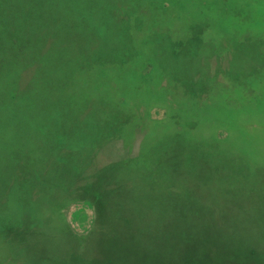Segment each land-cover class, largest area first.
<instances>
[{
  "label": "rangeland",
  "instance_id": "rangeland-1",
  "mask_svg": "<svg viewBox=\"0 0 264 264\" xmlns=\"http://www.w3.org/2000/svg\"><path fill=\"white\" fill-rule=\"evenodd\" d=\"M110 7H114L119 20L126 52L134 56L112 63H100V58L97 65L93 60L116 46L109 44L90 54L97 47L93 42L97 35L91 34V30L84 32L80 23L81 18L93 14L80 17L79 0L46 7L34 2L31 14L24 13L21 7L12 13L15 20H40L36 27L39 47L21 45L19 50L24 53L10 65H4L13 67V75L9 83L0 80V98L9 102L21 89L35 83L42 97L57 94L58 112L54 109L53 115L76 114L75 127L80 116H87L91 124L81 135L79 126L71 133L63 131L58 138L60 147L39 159H10L0 152V198L7 197L11 204L8 208L20 217L21 212L14 205H18L22 190L44 188L47 195H29L40 200L35 204L39 211L35 210L33 217L37 229L42 224L37 238L55 254H78L79 258V252L83 253L84 259L71 260V264H100L93 258L100 253L94 238L104 244L103 228L95 223V202L80 198L78 185L94 180L102 166L130 157L138 162L131 161L132 165L120 169V175L135 187L129 188L124 199L130 221L140 214L155 228L174 223L170 228L173 236L169 241L161 233L155 237L146 235L141 240L132 237V258L112 256L116 259L114 264H250L245 253L228 252L225 245L230 238L241 242L244 223L253 229L259 225L254 218L257 212L250 209L254 199L246 204L240 197L242 191L249 195L254 194L252 189L264 191V185L259 184L264 179V0H116ZM206 23L213 27L207 28ZM152 30L168 35L160 49L168 53L165 62L174 73L161 69L156 46L150 54L151 42L157 39ZM226 35L230 37L229 44L222 45ZM179 36H184L188 44L185 51L182 47L186 43L177 45L179 55H184L177 60L170 40ZM246 37H261L263 42L256 47L244 41ZM193 51L199 55L198 62L190 57ZM80 58L85 61L79 63ZM58 77L62 78L49 85L57 91L46 89L49 80ZM13 87L16 92H12ZM195 90L198 94H194ZM29 93L30 97L36 94ZM100 127L112 135L98 143ZM4 130L11 136L5 126H0V148L8 146L6 143L12 145L13 141L3 138ZM47 131V139L42 138L44 144L50 143L57 132L50 135ZM60 153L72 154L73 159H58ZM232 159L235 168L228 169L227 163ZM55 163L64 166L59 179L67 182L65 186L55 174L60 170ZM69 167L74 171L66 175ZM128 169L134 172L130 176ZM151 169L164 178L167 170L183 171L177 174L180 184L171 186L172 190L151 185V192L146 191V184L137 186L142 172ZM13 175L15 179L27 175L30 181L26 187L23 179L12 182L8 196L5 185ZM53 175L58 180L52 181L49 176ZM151 178L145 176L144 182ZM228 180L233 190H228ZM238 194L241 195L235 197ZM261 209L263 215L264 203ZM229 216L241 219L228 220ZM252 231L264 234L260 227ZM35 237L33 233L26 241ZM165 241L167 244L162 246ZM7 243L0 240V252ZM159 247L164 249L158 251ZM203 247L207 253H200Z\"/></svg>",
  "mask_w": 264,
  "mask_h": 264
},
{
  "label": "trees",
  "instance_id": "trees-1",
  "mask_svg": "<svg viewBox=\"0 0 264 264\" xmlns=\"http://www.w3.org/2000/svg\"><path fill=\"white\" fill-rule=\"evenodd\" d=\"M62 1L65 0H0V80L9 83L13 75V67L8 68V66H5L4 68V65H10L13 60L17 59L21 54L24 53L19 50L21 45L27 46L28 48L35 47V45L39 47V29L36 30V27L39 25L40 20L27 17L22 19L20 18V20H15L12 16V13L16 10L15 8L18 9L19 7H21L22 9H24V13L27 12L31 14L34 2L39 3V5L42 7H46L47 5H52L53 3L56 4V2L57 4L62 3ZM115 2L116 0H79V12L82 14H79L80 17H85L87 14L90 13L93 14L90 17L86 16L83 20L81 18L80 23V28H83L84 30H82L84 32H89L87 30H91V34L97 35L93 37V42L97 45V47L99 46V49H97V47H94V49L90 48V54H94V52H99L100 49H103L104 46L109 44H114V46H116V48L111 49L108 53L104 54L101 57H93L95 58L93 61L96 63V65L98 64V62H100V58H102V61L100 63H112L113 60H119L123 57L125 59H131L134 56V54L130 53L129 55L126 52L128 48L126 41H124L122 35L119 34L121 29L119 20L114 15V7L113 9L110 7L111 3L114 5ZM106 4L108 5L107 8ZM87 17L89 19H86ZM91 22L92 24L90 26L89 23ZM125 23L128 24V22ZM206 26L207 28L213 27V25H211L210 23H206ZM262 31H264V26L262 27ZM262 31L258 32L260 33ZM151 32L154 34V39L155 37H157V39L151 42V47L149 48L150 54L151 49L156 46V49H158L157 54H159L160 56L158 63L161 66V69L163 71L171 70V65H168V63L165 62L166 58H168V53L160 49L161 47L164 48L162 44H164V38H167L168 35H166L165 33L157 32L156 30H152ZM179 37L181 38L170 40V43L174 46L173 56L177 60H179V56H184L179 55V49L177 48V45L181 43H186V45L182 47L183 51H185L184 48L187 47L188 44V40L184 36ZM229 38L230 37L228 35H226L225 40L224 38H222V41H224L222 45L229 44ZM262 40L263 39L261 37H246L244 41H250L249 44H253L256 47H259V45L263 42ZM235 46L237 47L236 50H238V45ZM248 50H251V48H248ZM159 51L163 54L160 55ZM190 54V57H194V59H196V61L198 62L197 57L199 58V55H196L197 53L195 54V52ZM79 60V63H81V61H85V58H80ZM149 60L150 59L148 58V62H150ZM171 72L174 73V69L171 70ZM181 72L182 70H179V73ZM8 74H11V76L9 77ZM193 76L194 75L192 74L191 78H193ZM61 78L62 77H58L57 80H53V78L50 79L49 83L46 85V89H48L49 91H57L58 88H53L49 85H53V82H58ZM15 90H17V88L15 89V87H13L12 92ZM32 91H35L36 94L30 97L29 92ZM187 91L188 94L191 93V91L189 92V89ZM39 93L41 94V96L39 95ZM49 94L46 98L42 97L40 89L35 85V83H33L28 88L21 89L19 95L17 97L12 98L9 102H6L4 101V99L0 98V126H5L6 132L11 133V136H9L5 133L4 130L2 132V135L3 138L5 137V139H13L12 145L6 143V145L8 146H2L0 148V152L4 153L6 156L9 155L10 159H39L44 153H47L49 151L54 152L57 148L60 147L61 143L58 141V138L63 136L61 135V133L66 129L71 133L74 132L75 128L79 126V130L81 129L79 135H81L85 131V128L87 126H90V119L87 116H80L77 127H75V123L77 122L75 119L77 116L76 114H73L71 117H68L65 114L53 115L52 111L59 104V102L56 97V93ZM194 94H198V92L195 90ZM54 111L58 112L57 109H55ZM11 123L12 127L10 126ZM97 127H99V125H97ZM101 127L97 128V131L99 132V136L97 137L99 138L98 143L101 140H104L106 136L112 135V133H105L103 130H101ZM47 130L49 131L50 135L51 132L54 130L57 132L55 138L50 143L44 144L43 139H45L47 136H45L44 131ZM92 131L93 130H91V132ZM38 132H40L41 134H39ZM80 137H83V135ZM37 138H43L42 142L41 139ZM34 144L36 145V147H33ZM71 150H74V148H71ZM69 151H67L66 154ZM66 154L64 155L60 153L61 158L58 159H73L72 154L70 156H66ZM213 156L214 158H216L217 154H214ZM82 157H80V159H83ZM75 159L79 160L76 157ZM131 161L138 162V160H133L130 157L110 162L102 166L97 171V173H95L96 178L94 180H89L85 183H80L78 185L81 196L80 198L90 202H95V210L97 212L95 223L96 225H100L101 229L103 228L101 232L104 244H100L99 240H96V238H94V243L97 242L99 244L97 245L96 251L100 253L99 255H95L93 258L97 260L100 264H114L116 260L115 257H117V259L121 257L132 258V250L130 244V239L132 237L141 240L142 238H145L146 235L155 237L156 234L159 235L161 233L163 237L168 236L165 239H168L169 241L173 236V232H171L172 230L170 228L173 227L174 223H165L163 229L155 228V226L153 227L147 221H145V219L142 218L140 214L139 216H133L132 221H130L131 215L128 213V209L125 205L124 199L127 198L129 188L135 187H133L131 184L129 185V183H127L126 181L127 179H124L121 176L123 174H121L120 169H126V167L132 165ZM141 162L142 160H139V165L141 164ZM234 163L235 162H233V159L232 161H228V169L235 168ZM55 164L60 166L58 163ZM63 167L64 166H60L58 168L60 170L55 172L58 179L60 178V172H63V170H61L63 169ZM52 169H54L53 166ZM73 171L74 170L71 169V167L67 168L66 175H70ZM179 171L180 174H182L183 171L178 169L165 171L167 175L165 176L166 178H164V176L160 175L159 173L154 172L153 169L149 171H143V178L140 179L139 185H136L145 186L146 184V189H148V187H150L151 185L157 184L162 189L164 186L165 190H172L171 186H174V184H180V180L177 179V174ZM128 172L129 176L134 173L130 169H128ZM145 176H147V178L151 176L153 177L151 179L154 180L152 181L150 179L151 181L148 180L144 182ZM49 177L52 181L58 180L54 175ZM22 179L25 181L24 186L26 187V184L28 183V181H30V178L27 175H23L22 178L18 177L17 179H15L13 175L12 179H8V181L6 182L5 192L7 193L9 185L12 186V182H14L15 180L21 181ZM69 179L70 178H68V180ZM261 180L262 182H260L259 184L262 186L264 185V179ZM60 182L63 186L67 184L66 181L62 183V181L60 180ZM227 184L228 190H233L230 180H228ZM150 188L154 189L152 187ZM9 190H11L10 187ZM22 191L23 195L20 198L19 202H17L18 205H14V207L21 212L20 217H16V214L8 208V206H11V204H8L9 199L7 197L4 199L3 197L0 198V240L8 242L6 246L2 247L0 252L1 264H3V262H6V264H35V261L43 264H71V260L84 259L83 253L80 252L79 258L78 254H72V256H68L67 254H58L57 252L55 254V252L48 249L46 243L43 240L40 241V239L37 238V233H40L42 224H39L41 227L39 226L40 229H37L38 226H36L37 224L33 223V217L36 216L34 215V211L36 210L35 204H39L40 200L35 201V199L29 197V195L32 196V194H35L34 192H36V194H39L38 196H40L41 193L44 196L47 195L46 193L48 192L44 190V188H42L41 190L37 189L33 191V189H28L27 187L26 190ZM146 191L151 192L150 189ZM251 191H253L254 194L249 195L245 194V191H242V196L240 197V199L243 201V203L245 202L246 204L251 199H254L251 202L250 209L252 212H257L254 218L258 220V224L260 226L258 225L256 229H253L247 223H244V227L241 229L242 232L240 231V235L242 236V240H240L241 242H236V240H231L230 238L227 239L228 242L225 246L226 251L228 252H232V250H234L233 253L239 251L245 253L249 257L247 261L251 260L250 264H264V248H262L264 246V234H258V231L256 233L252 231L259 230V227L261 228V230L264 229V214H261L262 204L264 203V191L256 189H252ZM50 193H52L51 190ZM9 194L10 191H8L7 195L9 196ZM241 194H238L235 197L238 198ZM27 196L31 199H29ZM245 197L249 198V200L245 199ZM109 206H112L110 211L107 210ZM111 215L112 218L109 219ZM103 218H107L109 219V221H103ZM229 219L238 221L241 219V217L229 216L228 220ZM142 222L146 223L143 224ZM102 225L105 226L103 227ZM238 229L240 230L239 227ZM33 233L36 234V237L30 242L26 241L29 240V238H26L29 235L30 237L33 236ZM216 240V238L212 240V243H215ZM167 242H163L162 246H165ZM161 248L162 250L164 249V247H159L158 251ZM205 248L203 247L200 253H207ZM207 255L208 257L211 256L210 254ZM112 256H115L114 259H112ZM242 262H244V260H242ZM208 264L212 263L209 261Z\"/></svg>",
  "mask_w": 264,
  "mask_h": 264
}]
</instances>
